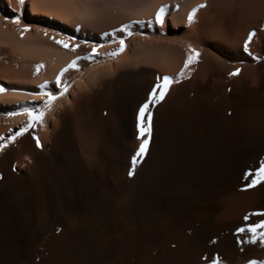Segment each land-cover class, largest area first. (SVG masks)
Wrapping results in <instances>:
<instances>
[{
  "label": "bare ground",
  "instance_id": "1",
  "mask_svg": "<svg viewBox=\"0 0 264 264\" xmlns=\"http://www.w3.org/2000/svg\"><path fill=\"white\" fill-rule=\"evenodd\" d=\"M165 2L178 10L162 23L168 34L128 39L120 56L96 64L66 29L34 34L62 41L82 65L74 81L65 76L67 91L50 108H32L42 120L0 148V264L264 260V248L237 244L246 234L236 231L264 219H243L264 213V183L246 188L245 178L264 159V0ZM144 18L134 19L139 26ZM189 46L199 55L185 68ZM4 48L0 42L2 57ZM31 54L0 80L44 75ZM161 74L181 81L149 105L151 134L129 177L137 111ZM4 97L0 107L15 104Z\"/></svg>",
  "mask_w": 264,
  "mask_h": 264
},
{
  "label": "rangeland",
  "instance_id": "2",
  "mask_svg": "<svg viewBox=\"0 0 264 264\" xmlns=\"http://www.w3.org/2000/svg\"><path fill=\"white\" fill-rule=\"evenodd\" d=\"M165 1L167 0H146L144 5L139 6V0H26L23 9H20L16 0H0V42L4 43V49L7 52L3 57L0 56V76L12 73L18 62L20 63L24 57L31 53V57L36 58L37 61L39 60L38 62L43 64L42 67L46 70L44 75L37 78L15 79V81L4 80L5 82L0 80V86L6 89L5 92L0 93V96H5L4 99L8 100L9 103L16 101L14 105L8 104L0 107V145L6 143L7 138L14 135L27 121L26 115L8 116L7 112L19 111L23 107L36 108L37 105L43 106L47 96L42 95V92H51L54 96L59 95L61 89L66 86H64L63 80L71 76L69 81L72 79L74 81L81 69L82 64L80 61L82 59L78 58V54L76 55L68 47L56 43V40L50 37H35V33L41 31L52 35V30L63 28L67 30L70 36L78 35V41L89 47V57L86 60L91 64H96L100 59H111L120 56L123 52L117 55H111V53L120 48L119 42L121 40L125 42L129 39L135 44L138 39L137 36L141 38L145 35L160 36L167 33L162 29V24L158 25L155 22L156 13L162 6H167L163 17V21H165L166 18L176 15L178 10ZM32 8L36 10L35 16L30 14ZM137 13L147 15L146 19L144 18L142 22H139V26L134 19ZM17 15L20 17L19 25L12 23V18ZM185 19L186 16L182 18V21H185ZM60 20L66 24L60 23ZM130 20L133 22H130ZM118 22L125 23L110 29L113 23ZM25 26L29 28V31L21 35V29ZM129 32L132 35H129ZM24 35L27 37H24ZM93 47H95V52H93ZM25 48L26 51H24ZM129 48L132 50L131 44H129L127 50ZM97 49H100L104 54L102 58H97ZM73 61H75V67H69ZM87 61L84 63H89ZM63 69H66V71H63L61 75ZM58 75L61 80L59 87L56 85ZM161 77L163 78L165 75L161 74ZM169 78H176L181 81L179 77ZM41 85H45V87L41 88ZM36 97H38L37 100H40L37 101ZM18 116L22 117L19 118ZM135 122L137 123L136 120ZM142 122V124L147 123L146 116ZM10 124L14 125L7 129Z\"/></svg>",
  "mask_w": 264,
  "mask_h": 264
},
{
  "label": "snow or ice",
  "instance_id": "3",
  "mask_svg": "<svg viewBox=\"0 0 264 264\" xmlns=\"http://www.w3.org/2000/svg\"><path fill=\"white\" fill-rule=\"evenodd\" d=\"M26 0H16V3L19 5L20 9H23L25 5ZM206 5L200 4L196 8H193L187 16V20L189 23H192L194 21L196 12L200 9L205 7ZM167 10V6H162L160 9H158L156 13L155 22L158 24L163 23V17L165 15V12ZM13 24H20V17L19 15L12 18ZM123 30V29H122ZM29 31V28L25 26L23 29H21V35H23L24 32ZM129 35H132V33H128ZM254 35V33H249V39ZM58 44H62V46L67 47V45L63 44L62 41H56ZM120 48L116 50V52L111 53V55H117L120 52L124 51V41L121 40L120 42ZM73 50H75L73 48ZM247 42L245 43V51H247ZM93 52H95V47H93ZM189 52L190 55L188 56L187 60L184 63V67L187 68L190 63H194L196 61V57L199 55V53L195 52L191 49V46H189ZM256 59L255 57H253ZM39 67H42V65H37V69ZM69 67H75V61L72 62ZM63 71H66V69H63L61 71V75L63 74ZM240 72V69H236L233 72L228 73V75L236 76ZM180 76H183V71L179 73ZM179 82L176 78H169L167 76L162 78L161 80L158 78L156 85L153 87L152 91L149 93L148 99L144 104L140 106L138 109L137 117H136V128H137V136L136 139L140 141L138 148L135 150L133 155L130 157V168L128 171V176L131 177L134 174V171L138 164L143 160L146 145L148 144L147 136H150L151 134V117L152 113L149 110V105L155 106L156 104L160 103L164 99L165 92L171 83H177ZM61 84L60 76L58 75L56 78V85L59 87ZM41 88H44L45 85H41ZM157 89H159V94H157ZM6 89L2 86H0V93L5 92ZM67 91V88L61 89L59 95L63 96L64 93ZM44 96H47V99L44 101V104L46 108H50L51 104L54 100H56L58 97L54 96L51 92H42L41 93ZM26 115L28 117L27 124L25 126L20 127V129L15 132L14 135H11L7 138L8 142H14L15 139L18 136H21L23 133H25L29 128L35 127L36 123L40 122L44 116V112L40 111L38 114L34 113V109L30 107H23L19 111H9L7 112L8 116H16V115ZM147 117V123H144L142 126V120L144 117ZM144 135L145 138L141 139V136ZM37 147L40 146L39 140L36 141ZM6 147V144L0 145V148ZM248 184L246 185V188H252L255 185L264 183V159H261L258 163V166L249 172L245 173V178L248 179ZM250 215H261L264 216V213H250L246 214L243 219L247 221L249 219ZM238 233L246 234L243 238H240L237 240V244H251V245H259L261 248H264V219H260L258 222L248 224L246 227H240L236 230ZM213 264H222V261L219 257H216L213 261ZM247 264H264V260L258 261V260H249Z\"/></svg>",
  "mask_w": 264,
  "mask_h": 264
}]
</instances>
